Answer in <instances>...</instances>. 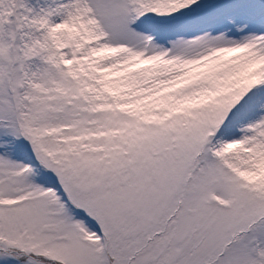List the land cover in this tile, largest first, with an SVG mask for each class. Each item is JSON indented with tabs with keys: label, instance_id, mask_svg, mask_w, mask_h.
<instances>
[{
	"label": "snow or ice",
	"instance_id": "6c2138e0",
	"mask_svg": "<svg viewBox=\"0 0 264 264\" xmlns=\"http://www.w3.org/2000/svg\"><path fill=\"white\" fill-rule=\"evenodd\" d=\"M0 264H264V0H0Z\"/></svg>",
	"mask_w": 264,
	"mask_h": 264
}]
</instances>
